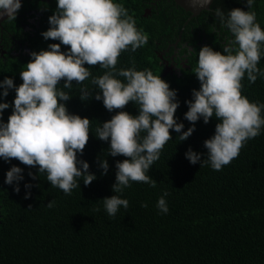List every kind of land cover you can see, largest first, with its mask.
<instances>
[{"label": "trees", "instance_id": "16d2710c", "mask_svg": "<svg viewBox=\"0 0 264 264\" xmlns=\"http://www.w3.org/2000/svg\"><path fill=\"white\" fill-rule=\"evenodd\" d=\"M118 2L129 10L137 28L149 38L135 52H121L117 69L132 66L137 70L150 69L168 81L177 90L180 106L175 116L184 123L186 131L192 125L184 119L188 111L185 101L192 99V90L200 87L193 71L199 49L207 45L222 51L231 35L214 11L216 8L225 14L233 8L247 11L246 0H214L210 10L197 16L174 0ZM56 7V0H23L16 18L6 19L0 25V80L12 77L19 86L23 82L19 73L31 59L30 53L59 43L41 35L49 28L48 17ZM252 10L264 28V0H256ZM23 24L29 28L25 29ZM198 30L202 31L201 38L196 36ZM180 35L183 42L189 40L194 45V50L190 53L182 48L190 54L188 66L182 67L180 73L176 70L166 73L160 50ZM198 41L207 43L200 46ZM85 66L92 76L82 84L73 81L71 88L64 89L62 80L57 87L72 97L66 102L70 113L90 119L89 141L79 158L89 163V171L97 179L87 186L81 179L80 187L65 195L51 186L46 173L38 175L37 168L15 158L10 163L0 159V264H264V129L220 171L208 165L201 167L199 162L193 165L185 157L190 147L206 154L204 141L214 135L218 120L212 118L207 124L202 119L197 121L195 131L185 141L170 130L172 139L147 173L157 181L156 186L132 182L122 197L129 200V208L121 207L114 218L109 217L102 199L114 194L115 163L126 157L108 155L109 143L95 136V129L115 112H109L102 101L94 98L80 99V89L86 86L94 94L97 89L91 78L107 71L99 65ZM258 67L264 69V56ZM242 84L243 95L250 101L264 103V77L249 83L245 76ZM14 97L15 91L10 90L0 102L11 104ZM137 107L129 102L123 110L137 115ZM11 111V107L4 110L5 121ZM98 158L108 160L106 175L101 174ZM12 165L24 169L19 193L14 191V185L4 183ZM29 172L38 178L33 180ZM25 183L33 185L28 199L24 198ZM164 191L169 193L167 214L156 207ZM52 200L54 206L47 207ZM145 202L146 208L141 206Z\"/></svg>", "mask_w": 264, "mask_h": 264}, {"label": "clouds", "instance_id": "9594fccd", "mask_svg": "<svg viewBox=\"0 0 264 264\" xmlns=\"http://www.w3.org/2000/svg\"><path fill=\"white\" fill-rule=\"evenodd\" d=\"M255 2L246 0L247 11L233 8L225 14L215 9V17L231 35L222 51L207 45L199 49L193 71L200 87L193 89L192 99L185 101L188 111L184 119L192 126L184 131V123L175 116L180 106L178 93L168 81L150 69L116 67L121 52H135L149 38L137 28L129 10L118 0H56L57 7L48 17L50 26L41 35L59 43L30 53L31 59L19 73L23 81L19 86L12 77L0 80V100L10 90L15 91L11 104L0 102V159L10 163L15 158L37 168L38 175L46 173L51 186L65 195L80 187L81 179L85 186L97 179L89 171V163L79 158L89 141L90 119L68 111L66 102L72 97L57 85L62 80L64 89L71 88L73 81L82 84L92 76L85 65H99L107 71L91 78L97 90L93 94L85 86L79 97L82 101H102L109 112H115L95 129V136L109 143L108 155L126 157L115 163L114 194L102 199L109 217L114 218L121 207L129 208V200L122 197L132 182L156 186L157 181L147 173L172 139L170 130L185 141L195 131L197 121L202 119L207 124L212 118L218 120L214 135L204 141L206 154L190 147L185 157L193 165L199 162L201 167L222 170L264 129V103L250 101L242 94L245 76L249 83L264 77V69L258 67L264 56V28L252 10ZM21 7L22 0H0V17L15 19ZM62 46L68 47L64 50ZM129 102L138 106L137 115L123 110ZM10 107L11 114L5 121L4 110ZM98 163L101 174L106 175L108 160L98 158ZM23 172V168L12 165L4 183L14 185L19 193ZM28 175L33 180L38 178L32 172ZM32 187L31 183L24 184L25 199L30 198ZM168 195L164 191L156 203L162 214L169 212ZM54 203L52 200L47 207ZM141 206L148 207L146 202Z\"/></svg>", "mask_w": 264, "mask_h": 264}, {"label": "flooded vegetation", "instance_id": "af4514ba", "mask_svg": "<svg viewBox=\"0 0 264 264\" xmlns=\"http://www.w3.org/2000/svg\"><path fill=\"white\" fill-rule=\"evenodd\" d=\"M31 23L34 22L33 19H28ZM25 29H28V24H23ZM201 30H198L197 35L199 38H201ZM191 43L189 40L182 41L181 35L177 37V39L174 42H169L165 44L166 46L160 50V57L164 60L167 69V72H171L172 70H176V72L180 73L182 67L188 66V60H189V53L183 52L182 48H187L188 52L189 49L192 51L194 50V45L189 44ZM204 43H207L206 41H198L197 45H203ZM181 44V45H180ZM171 50H173L171 52ZM191 51V52H192ZM190 52V53H191Z\"/></svg>", "mask_w": 264, "mask_h": 264}, {"label": "water", "instance_id": "95a60500", "mask_svg": "<svg viewBox=\"0 0 264 264\" xmlns=\"http://www.w3.org/2000/svg\"><path fill=\"white\" fill-rule=\"evenodd\" d=\"M214 0H209V2H205V0H174V2L180 6L181 8L185 9L186 11L190 12L192 16H197L203 10H210ZM23 3V0H22ZM8 19L5 17H0V25Z\"/></svg>", "mask_w": 264, "mask_h": 264}]
</instances>
